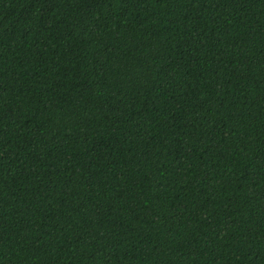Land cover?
<instances>
[{
  "label": "trees",
  "instance_id": "16d2710c",
  "mask_svg": "<svg viewBox=\"0 0 264 264\" xmlns=\"http://www.w3.org/2000/svg\"><path fill=\"white\" fill-rule=\"evenodd\" d=\"M0 264H264V0H0Z\"/></svg>",
  "mask_w": 264,
  "mask_h": 264
}]
</instances>
